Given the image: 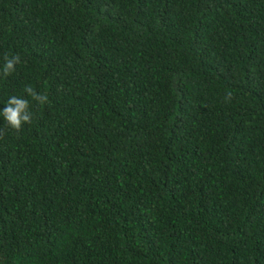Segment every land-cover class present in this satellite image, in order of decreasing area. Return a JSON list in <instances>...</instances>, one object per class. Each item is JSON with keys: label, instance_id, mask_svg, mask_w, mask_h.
Segmentation results:
<instances>
[{"label": "trees", "instance_id": "obj_1", "mask_svg": "<svg viewBox=\"0 0 264 264\" xmlns=\"http://www.w3.org/2000/svg\"><path fill=\"white\" fill-rule=\"evenodd\" d=\"M13 95L0 264H264V0H0Z\"/></svg>", "mask_w": 264, "mask_h": 264}, {"label": "clouds", "instance_id": "obj_2", "mask_svg": "<svg viewBox=\"0 0 264 264\" xmlns=\"http://www.w3.org/2000/svg\"><path fill=\"white\" fill-rule=\"evenodd\" d=\"M3 59L2 75L7 77L15 70V65L21 62V57L18 54L12 57L6 54ZM24 91L31 96L32 100L40 104L47 102V95L37 93L31 86H26ZM0 115L3 116L8 127L19 132L23 124L31 123L32 114L29 111V100L15 95L11 96L3 109H0Z\"/></svg>", "mask_w": 264, "mask_h": 264}]
</instances>
